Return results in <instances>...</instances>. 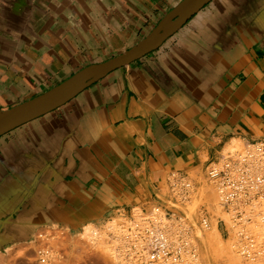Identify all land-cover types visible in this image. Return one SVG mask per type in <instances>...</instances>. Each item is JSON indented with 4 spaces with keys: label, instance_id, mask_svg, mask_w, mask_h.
I'll use <instances>...</instances> for the list:
<instances>
[{
    "label": "crops",
    "instance_id": "1",
    "mask_svg": "<svg viewBox=\"0 0 264 264\" xmlns=\"http://www.w3.org/2000/svg\"><path fill=\"white\" fill-rule=\"evenodd\" d=\"M180 1L0 0V109L127 50ZM261 140L264 0H211L160 47L0 136V253L162 204L172 173L197 177L234 141Z\"/></svg>",
    "mask_w": 264,
    "mask_h": 264
},
{
    "label": "built area",
    "instance_id": "2",
    "mask_svg": "<svg viewBox=\"0 0 264 264\" xmlns=\"http://www.w3.org/2000/svg\"><path fill=\"white\" fill-rule=\"evenodd\" d=\"M208 179L215 186L219 204L230 216L236 252L247 260L264 256V140L228 151L209 165ZM194 184L189 176L175 172L169 190L184 202ZM132 213V212H131ZM198 223L209 228L200 212ZM99 227L93 231L97 235ZM194 226L172 206L154 205L139 215L113 218L107 236L115 257L125 264H199L193 243ZM44 243L36 249L38 264H54L58 258L53 233H39Z\"/></svg>",
    "mask_w": 264,
    "mask_h": 264
},
{
    "label": "rangeland",
    "instance_id": "3",
    "mask_svg": "<svg viewBox=\"0 0 264 264\" xmlns=\"http://www.w3.org/2000/svg\"><path fill=\"white\" fill-rule=\"evenodd\" d=\"M244 146V143L234 141L226 148L224 153L242 150ZM208 168L197 177L188 175L194 184V188L184 202H180L179 198L169 190V196L163 198L164 204L172 206L174 211L185 214L193 224L194 233L192 234V239L197 251L199 264H264V256L256 260H247L236 252L230 216L219 204L215 186L208 179ZM152 207L154 206L143 210L141 207L135 206L131 214L137 216L143 211H150ZM201 211H204L210 220L209 228H203L198 223ZM129 214L121 213L113 218L118 219ZM111 219L103 225L92 223L84 224L80 227L56 225L52 228L42 229L37 232L34 241L21 246L17 251L13 252V255L17 253L14 261L11 260L12 254L11 256L9 254L7 257L8 261L6 260L4 264H38L36 261V249L44 243L43 238L38 237L41 232L55 235V247L58 249V258L54 264H125L115 257L107 236V226L110 224ZM96 227H99L98 234L93 235ZM8 258L13 262L11 263Z\"/></svg>",
    "mask_w": 264,
    "mask_h": 264
},
{
    "label": "water",
    "instance_id": "4",
    "mask_svg": "<svg viewBox=\"0 0 264 264\" xmlns=\"http://www.w3.org/2000/svg\"><path fill=\"white\" fill-rule=\"evenodd\" d=\"M211 0H181L138 43L116 56L78 70L49 90L11 108L0 109V136L65 104L94 82L160 47Z\"/></svg>",
    "mask_w": 264,
    "mask_h": 264
},
{
    "label": "bare ground",
    "instance_id": "5",
    "mask_svg": "<svg viewBox=\"0 0 264 264\" xmlns=\"http://www.w3.org/2000/svg\"><path fill=\"white\" fill-rule=\"evenodd\" d=\"M47 231V230H46ZM49 231V230H48ZM50 233V232H49ZM39 235V234H38ZM63 237V236H62ZM38 240V239H37ZM75 244V243H74ZM67 245V244H66ZM75 248V247H74ZM63 249H64V247H63ZM12 251V250H11ZM15 250H13V252H14ZM13 252H10V256H11V254H12V257H11V260H13L14 261V259L17 257L16 256V254L17 253H15L14 255H13ZM20 252V251H19ZM19 254V253H18ZM21 256V255H20ZM7 255H6V257H5V255H4V253H0V264H4L5 263V261L7 260ZM61 257V256H60ZM9 259V261H10V258H8ZM24 260H26V259H24ZM8 261V260H7ZM12 261V262H13ZM23 261V260H22ZM11 262V261H10ZM9 262V263H10ZM11 262V263H12ZM16 262V261H15ZM14 264V263H13ZM18 264H21V263H18Z\"/></svg>",
    "mask_w": 264,
    "mask_h": 264
}]
</instances>
